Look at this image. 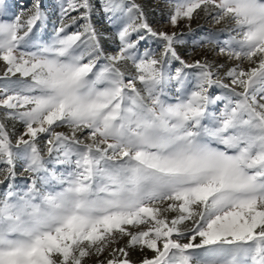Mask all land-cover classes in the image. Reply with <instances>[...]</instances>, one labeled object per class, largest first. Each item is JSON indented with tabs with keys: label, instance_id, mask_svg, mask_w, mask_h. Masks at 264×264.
I'll return each mask as SVG.
<instances>
[{
	"label": "snow or ice",
	"instance_id": "obj_1",
	"mask_svg": "<svg viewBox=\"0 0 264 264\" xmlns=\"http://www.w3.org/2000/svg\"><path fill=\"white\" fill-rule=\"evenodd\" d=\"M167 5L173 30L137 0H57L45 40L43 0H0V111L23 125L0 123V264H264V0ZM201 12L229 36L188 61L174 29Z\"/></svg>",
	"mask_w": 264,
	"mask_h": 264
},
{
	"label": "rangeland",
	"instance_id": "obj_2",
	"mask_svg": "<svg viewBox=\"0 0 264 264\" xmlns=\"http://www.w3.org/2000/svg\"><path fill=\"white\" fill-rule=\"evenodd\" d=\"M7 2L13 5V11H19V9L15 7L17 0H7ZM18 2L20 4H30L31 0H18ZM137 2L140 3L145 9V12L147 13L148 18H149V22L154 28L173 30L171 28V25L167 23V9H168L167 0H137ZM43 3L45 5V11L50 14L49 23L47 25V28L43 33H41V36L43 37V39L46 40V39H49L51 36L52 26H53L52 21L56 20L55 12L58 11V9H56L55 7L57 0H43ZM9 15H12V12H9ZM95 19L96 18L94 17V20ZM226 25L230 27L231 22L229 21V22H225L221 24H216L212 22L210 18H206L202 12L198 16L194 15L191 21V29H192L191 32H189L188 21L186 20L181 21L178 24V26L174 29L178 33H181V32L185 33V35H183L182 37V39L185 42L178 46V51L180 52L182 57L188 61L204 58L205 49L195 46L194 42H199L202 38H205L213 34H215L213 35L214 40L224 41L228 39V36H229L228 31H225L223 33L219 32V29L225 28ZM103 28L107 32L113 31V29L108 28L107 25H103ZM104 44H105V48L107 51H113V48L109 46V43L107 41H105ZM146 46H149V45L142 43L141 51H143L144 47ZM150 47L156 50H158L159 48L158 44L155 42H153L150 45ZM207 59L210 62L224 63L226 67H230L232 66V64L236 63V61L234 60L227 61L225 57L217 56L216 52H209L207 54ZM243 65L247 67L248 62L244 61ZM177 66L179 65L173 64L172 66L173 70ZM128 68L129 70H132L130 64ZM2 71H3V63L0 62V72ZM225 82L227 83L228 81L226 80ZM212 91H213V94H219L221 90L219 88H214L212 89ZM218 107H222V104L219 105ZM215 110H216V107H213L210 109V111H215ZM0 123H4L7 131L12 136L13 141L15 140L16 136L19 135L21 131H23V125L20 122L4 119L2 116V111H0ZM55 130L63 131V132L69 131L67 127L65 126L58 127ZM40 144L41 146H43V141H40ZM5 167L6 166L4 164H0V169H3ZM14 170L16 173V178L14 180L15 185L23 186L25 184L31 183L30 179L28 178L29 174L24 171L22 160L16 161ZM63 170L64 169H59L58 171H63ZM6 186H7V182L4 185H0V194H2L6 190ZM42 190L47 191V190H53V189H42ZM54 190L58 191L59 186L56 185ZM145 254L151 255L150 252L141 253L138 249L130 251V256L132 257L134 261H137V262ZM94 260L95 258H89L86 260V264H94Z\"/></svg>",
	"mask_w": 264,
	"mask_h": 264
}]
</instances>
